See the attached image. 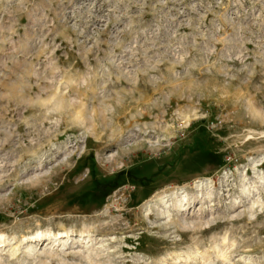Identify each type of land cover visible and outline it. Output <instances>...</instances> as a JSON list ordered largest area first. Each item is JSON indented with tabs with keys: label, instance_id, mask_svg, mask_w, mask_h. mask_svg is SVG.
Here are the masks:
<instances>
[{
	"label": "rangeland",
	"instance_id": "obj_1",
	"mask_svg": "<svg viewBox=\"0 0 264 264\" xmlns=\"http://www.w3.org/2000/svg\"><path fill=\"white\" fill-rule=\"evenodd\" d=\"M0 236V264H264V0H0Z\"/></svg>",
	"mask_w": 264,
	"mask_h": 264
},
{
	"label": "bare ground",
	"instance_id": "obj_2",
	"mask_svg": "<svg viewBox=\"0 0 264 264\" xmlns=\"http://www.w3.org/2000/svg\"><path fill=\"white\" fill-rule=\"evenodd\" d=\"M189 120V119H188ZM163 197H161V199H162ZM164 200V199H163ZM40 236V235H39ZM1 237V236H0ZM4 237V236H3ZM2 242H3V240H2Z\"/></svg>",
	"mask_w": 264,
	"mask_h": 264
}]
</instances>
